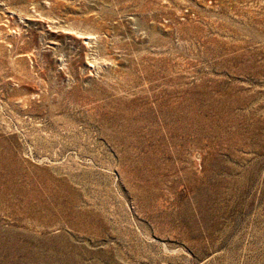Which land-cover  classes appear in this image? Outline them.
<instances>
[{"label":"rangeland","instance_id":"1","mask_svg":"<svg viewBox=\"0 0 264 264\" xmlns=\"http://www.w3.org/2000/svg\"><path fill=\"white\" fill-rule=\"evenodd\" d=\"M47 1L0 0V264H264V0Z\"/></svg>","mask_w":264,"mask_h":264},{"label":"bare ground","instance_id":"2","mask_svg":"<svg viewBox=\"0 0 264 264\" xmlns=\"http://www.w3.org/2000/svg\"><path fill=\"white\" fill-rule=\"evenodd\" d=\"M47 2H48V1L45 0V3H46V4H48ZM49 6H50V5H49ZM69 30H70V32H71V31L74 30V28H69ZM76 33H77L78 35H83L85 38H90V37H89L90 34H89L88 32H84V31H83V32H80L79 30H77ZM71 34H72V32H71Z\"/></svg>","mask_w":264,"mask_h":264}]
</instances>
